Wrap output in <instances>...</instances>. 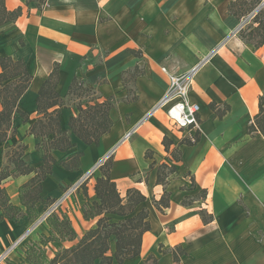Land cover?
Wrapping results in <instances>:
<instances>
[{"label":"crops","instance_id":"1","mask_svg":"<svg viewBox=\"0 0 264 264\" xmlns=\"http://www.w3.org/2000/svg\"><path fill=\"white\" fill-rule=\"evenodd\" d=\"M231 1L46 0L37 9L24 5L23 0H5L8 10L22 6V13L0 25V56L23 59L32 79L18 100L27 120L15 113L14 135L0 142V167L6 164L5 151L18 143L26 146L22 159L29 166L42 164L43 151L37 148L41 138L30 134L29 127L38 118L37 91L55 63L59 72L56 91L64 100L71 97L67 92L73 77L94 86L98 101L110 96L117 100L108 113L112 126L97 144H86L71 131L68 122L77 113L75 107L69 104L61 109L60 127L68 132L74 146L67 151L52 150L51 154L59 161L82 152L80 166L76 170L52 166L41 182L43 202L35 205L38 213L60 196L66 185L111 152L110 177L117 191L124 197L129 188L139 190L146 199L136 210L147 209L150 224L142 235L139 255L122 264H145L149 256L155 260L146 264H264V133H247V125L258 113L259 97L264 96V44L255 48L239 37V19L228 12ZM199 60L188 93L189 101L199 106V128L178 130L168 120L165 106L151 113L168 84L161 67L181 73ZM136 65L143 73L125 88L121 74ZM133 94L135 100H126ZM211 102L219 107L226 104L229 109L222 117H215ZM129 131L131 135L123 139ZM164 136L172 142L169 150L162 143ZM196 137L193 144L181 143L194 142ZM174 148L181 150V159L176 162L171 160ZM146 151L152 152L151 158L145 157ZM151 162L155 164L149 168ZM162 162L174 164L176 172L168 177L165 187L169 205L159 211L152 200H158L164 191V186L156 183V165ZM99 174L97 168L87 183L86 197L80 190L66 201L63 212L76 237L50 242L46 246L52 249L48 257L56 247L77 243L95 227L98 217L85 220L81 206L86 198L95 200L93 187ZM32 176L16 175L0 184L9 202L22 210L19 187ZM201 189L206 190L205 199L181 204ZM201 208L212 214L213 220L204 223ZM109 216L112 221L120 219ZM32 222L25 215L1 219L0 251L23 236L9 253L16 261L24 243L47 234V225L33 227ZM175 247L185 252L178 261L171 254Z\"/></svg>","mask_w":264,"mask_h":264},{"label":"trees","instance_id":"2","mask_svg":"<svg viewBox=\"0 0 264 264\" xmlns=\"http://www.w3.org/2000/svg\"><path fill=\"white\" fill-rule=\"evenodd\" d=\"M24 5L33 4L37 9L45 4L46 0H23ZM260 0H233L228 4V12L239 20L259 3ZM22 13V6L8 10L5 0H0V25L17 19ZM239 37L246 43H251L255 48L264 44V10L262 9L245 28L238 31ZM129 52L140 56L139 52ZM143 73L138 66L132 70L123 71L121 74L122 84L127 88L128 84ZM32 76L28 72L23 59H15L11 56H0V142H3L14 135L15 128L13 119L18 113L23 120H27L25 112L19 109L18 100L25 93L31 83ZM59 80L58 64L55 63L46 79L40 85L36 96V109L38 118L30 125L29 133L41 138L37 148L43 151L42 164L37 167L29 166L22 155L26 148L23 143L13 144L5 151L6 164L0 167V184L12 176L33 173V176L19 187V199L21 206L9 202V196L5 189L0 186V220L3 218L12 219L25 215L28 220L34 221L38 216L35 205L41 199V182L51 172L54 164H59L65 169L76 170L80 166L82 152H73L66 158L57 161L51 154L52 150L67 151L74 146L70 141L68 132L62 130L59 124L61 109L65 105H71L77 109V113L70 117L68 125L71 131L84 143L97 144L99 137L108 132L112 126L109 118V110L116 103L114 96L106 97L101 101L95 95L96 88L84 82L80 77H73L67 95L83 97L90 92L94 96L88 100H79L69 103L71 99L64 100L56 91ZM130 93L131 90L128 89ZM133 94L126 100H135ZM88 103L86 107H83ZM259 110L247 125V133L255 136L264 133V96L259 97ZM215 117H222L229 109L228 105L217 106L214 102L209 104ZM51 135V139L47 136ZM182 140L187 145L197 142ZM162 143L165 150H169L172 143L166 136ZM151 151L145 152L146 158H151ZM171 160L181 159V150H171ZM155 162L149 164V168ZM112 159L108 158L99 166V176L95 178L94 193L95 200L86 201L81 206L82 216L85 220L95 217L96 225L88 229L77 243L69 246H58L51 257L46 254V246L50 242L71 241L75 239L76 232L67 215H53L47 219V234L41 233L38 241L25 243L24 254L18 260L5 259L6 264H122L127 259H133L140 253L141 238L144 232L150 229L148 221V210H136L146 197L136 188L126 190L125 196L121 197L117 191L115 182L110 177ZM176 172L174 164L159 163L156 165V183L164 186V191L158 200L153 199V205L161 211L169 205V192L166 191L168 177ZM194 179L191 177V189H194ZM86 197V186L82 188ZM206 190L201 189L193 197L182 199V205H189L196 199H205ZM119 216L120 219L112 221L109 215ZM199 215L204 223L213 220V216L203 208L199 209ZM113 244V246H112ZM1 252V251H0ZM174 261L185 254L180 247L171 250ZM155 259L149 256L145 264Z\"/></svg>","mask_w":264,"mask_h":264},{"label":"built area","instance_id":"3","mask_svg":"<svg viewBox=\"0 0 264 264\" xmlns=\"http://www.w3.org/2000/svg\"><path fill=\"white\" fill-rule=\"evenodd\" d=\"M263 8L264 0H260L251 11L239 20L236 31L238 32L240 29L245 28V26L250 23ZM200 64L201 60H199L195 66L190 67L181 73H170L165 67H161V70L167 73L168 84L164 95L151 109V113L165 106V114L168 120L173 127L178 130H187L188 132H191L192 130H198L199 128V106L198 104L189 101L188 93L191 89L193 74ZM131 133L132 131L127 132L123 139L128 138ZM190 138L193 140L192 136H190ZM110 154L111 152L104 156L101 161L87 173L66 185L62 189L60 196L51 199L33 221V227H39L42 224H45L49 217L55 214H60L65 207L66 201L80 191L83 186H87V183L95 170L110 157ZM23 238L24 237L22 236L13 242L7 249L0 252V264H3L6 258H9V253L13 249H16Z\"/></svg>","mask_w":264,"mask_h":264},{"label":"rangeland","instance_id":"4","mask_svg":"<svg viewBox=\"0 0 264 264\" xmlns=\"http://www.w3.org/2000/svg\"><path fill=\"white\" fill-rule=\"evenodd\" d=\"M29 5H31V4H29ZM33 5V4H32ZM263 10H264V8H263ZM95 95H96V91H95ZM92 96H94L93 95V93L92 92H90L88 95H86V96H83V97H81V98H79V97H76V96H71L70 97V101H69V103H72V102H78L79 100H81V101H83V100H88V98L89 97H92ZM77 99V100H76ZM72 101V102H71ZM91 178V177H90ZM82 190V189H81ZM83 192V191H82ZM63 210H64V208H63ZM63 210H62V212L60 213V214H64V212H63ZM42 211V210H41ZM56 215H59V214H56ZM33 223V222H32ZM44 225H47V221H46V223L45 224H42L41 226H44ZM41 226H39V227H41ZM25 244V243H24ZM49 244V243H48ZM47 244V245H48ZM24 247H25V245H24ZM46 248V254H47V256H49L51 253H52V249L50 248V247H45ZM20 249V248H19ZM18 252V251H17ZM54 252V251H53ZM20 253H22V254H20ZM23 254H24V249L23 248H21V250H20V252H18V255H22L23 256ZM10 259V258H9ZM3 264H6V262H4Z\"/></svg>","mask_w":264,"mask_h":264}]
</instances>
